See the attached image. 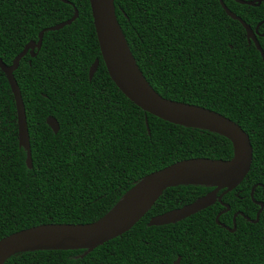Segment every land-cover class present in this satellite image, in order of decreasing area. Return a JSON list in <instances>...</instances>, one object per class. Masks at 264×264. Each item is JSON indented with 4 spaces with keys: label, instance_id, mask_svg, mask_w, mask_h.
<instances>
[{
    "label": "trees",
    "instance_id": "trees-1",
    "mask_svg": "<svg viewBox=\"0 0 264 264\" xmlns=\"http://www.w3.org/2000/svg\"><path fill=\"white\" fill-rule=\"evenodd\" d=\"M0 0V58L7 65L40 33L14 73L26 110L33 167L19 144L17 108L0 69V240L43 224L92 223L111 211L147 175L192 158L230 160L232 141L203 128L146 114L110 78L89 0ZM253 1V0H244ZM253 29L264 4L223 0ZM116 17L144 78L162 97L198 105L239 124L250 136L253 163L242 184L180 222L150 226L166 212L214 186L168 188L127 233L91 252L35 249L3 264H264V61L243 25L220 0H114ZM264 51V24L258 29ZM99 68L90 79L96 60ZM60 124L55 134L48 117ZM147 119V120H146ZM148 121V125H147ZM253 197L251 196L253 188ZM225 190L219 192L222 194ZM233 228L230 232L216 223ZM244 215H242V214Z\"/></svg>",
    "mask_w": 264,
    "mask_h": 264
},
{
    "label": "water",
    "instance_id": "water-1",
    "mask_svg": "<svg viewBox=\"0 0 264 264\" xmlns=\"http://www.w3.org/2000/svg\"><path fill=\"white\" fill-rule=\"evenodd\" d=\"M61 1L70 3L67 0ZM235 1L248 6L264 4V0ZM89 2L102 59L117 88L146 114H151L176 125L203 128L228 137L234 146V157L230 160L186 159L155 171L138 182L111 211L95 222L43 224L4 237L0 240V264L18 253L35 249L87 250L89 253L130 231L153 208L168 188L178 185L214 186V190L193 203L154 217L149 225L161 226L180 222L213 206L217 201L222 203L223 196L237 189L251 170L253 146L250 136L243 128L218 112L198 105L170 100L158 94L144 78L131 54L116 17L114 0H89ZM220 3L231 18L243 25L248 43H253L256 46L264 61V51L258 41V29L264 24V21L256 29H253L230 11L223 0H220ZM78 17L79 12L76 9L71 19L44 29L39 35L38 43H29L14 59L12 65L5 64L0 58V69L6 75L14 94L18 117L19 144L27 151L26 162L29 168L33 167V159L26 110L14 73L19 68L21 60L28 53L32 57L37 55L34 50L39 51L41 49L46 32L59 31L70 26ZM99 64L98 59L93 63L90 68V79H93ZM47 124L55 134L59 133L60 124L54 117H48ZM255 188L256 186L252 190V197ZM222 190L225 191L219 195ZM255 203L260 206L256 220L246 217L252 223L259 222L264 210V203L256 201ZM223 205L226 210L217 215L216 223L233 233L236 231L238 214L233 216L234 227L232 229L221 224L220 216L230 210L229 205ZM180 263L181 257L173 264Z\"/></svg>",
    "mask_w": 264,
    "mask_h": 264
}]
</instances>
